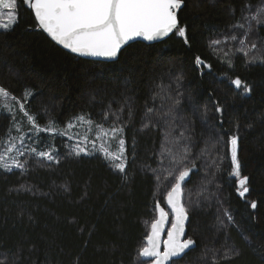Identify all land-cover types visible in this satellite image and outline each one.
<instances>
[{
	"label": "trees",
	"instance_id": "16d2710c",
	"mask_svg": "<svg viewBox=\"0 0 264 264\" xmlns=\"http://www.w3.org/2000/svg\"><path fill=\"white\" fill-rule=\"evenodd\" d=\"M259 1L184 0L179 19L187 43L175 33L154 44L134 42L118 60L106 62L61 48L38 27L33 10L17 0L18 21L9 31L0 29V86L23 102L29 90L25 109L42 127L51 119L64 129L83 113L108 128L112 117L103 113L109 106L112 111L123 107L127 164L121 173L100 152L76 155L70 139L56 135L47 142H56L57 161L26 154L23 169H0L2 264L144 261L137 254L158 216L156 204L167 208L166 193L174 183L156 180L169 167L161 160L162 145L171 146L164 140L166 124L146 115L148 108L161 107L159 97L152 99L158 86L181 101L176 122L189 129L185 135L196 163L184 186V202L190 214L187 237L197 246L175 264H264V26L254 31L259 58L223 50L232 41L225 38L235 34L231 26L243 23L244 5ZM237 77L251 92L230 84ZM217 102L222 113L215 110ZM171 103L163 101L165 107ZM149 119L153 123L144 127ZM12 122L0 111V148ZM237 131L241 175L249 178L244 197L229 175L228 141ZM206 144L212 150L197 159ZM213 160L221 162L219 169L210 167Z\"/></svg>",
	"mask_w": 264,
	"mask_h": 264
},
{
	"label": "snow or ice",
	"instance_id": "6c2138e0",
	"mask_svg": "<svg viewBox=\"0 0 264 264\" xmlns=\"http://www.w3.org/2000/svg\"><path fill=\"white\" fill-rule=\"evenodd\" d=\"M30 9L34 11V17L38 22V27L45 31L54 41L69 49L73 53L79 55H88L94 57H104L108 59L116 58L121 52L123 46L128 42L134 41L136 38H143L147 41L160 40L168 37L170 33L177 34L184 38L187 43L186 26L179 24L177 11L181 8L184 0H23ZM242 11L243 23L237 22L231 27L242 32V36L238 38L235 35L226 37L225 39L236 41L240 47L237 49L239 53L247 56L251 50H256L255 41L249 45L247 38L254 30V26H264V0L255 6L245 4ZM7 15V21L0 24V29L4 31L11 30L12 25L18 21L17 16V0H0V18ZM247 15H243V13ZM219 44L220 41H214ZM227 55V53H225ZM256 57H252L255 60ZM231 63V61H228ZM197 64L203 61L199 57L196 58ZM208 67H211L208 65ZM179 80V78H177ZM236 89L244 92H251V86L242 81L239 77L230 81ZM159 91L152 97L155 101L157 97L161 99V107L157 110L148 108L146 115L155 116L157 123L163 122L167 126L164 135L165 144L161 149V160L167 159L169 167L162 168L161 174L156 175V180L163 183L165 180L171 179L170 190L166 193V204L168 211L156 204L158 216L151 222L150 231L144 238V244L138 251V257L152 258L151 264H175V260L182 258L186 250L195 244L191 238L184 239L185 222L188 220V208L184 202V188L182 185L190 177V173L196 169L194 159H191V150L188 141L189 136L185 135L189 129L187 125L181 127L178 124L175 115L176 107L181 103L179 99L172 98L170 93L164 86H158ZM30 91L25 89V102L30 95ZM171 99L172 103L165 107L163 101ZM19 98L15 97L3 86H0V109L11 112L13 104L18 102ZM25 102H18L16 106L23 111L24 116L32 125L30 131L33 132H50L58 135H67L68 129H72L79 124L87 126L89 131L96 130L95 139L89 140L87 135L82 137V143H77L73 152L76 155L80 153H89L95 150L103 154L104 158L119 172L123 173L127 164L125 140L123 139L124 124L122 113L124 108L121 107L116 111H112L111 107L107 112L103 113L105 119L111 115L112 123L108 128L103 123H97L87 117L86 114H80L69 121L66 127L61 130L55 126L54 121L48 120L47 125L43 128L37 123L36 116L29 114L25 109ZM216 112L222 113L223 109L217 102ZM131 109L129 108L128 116L131 118ZM203 118H207V109L203 113ZM183 117H179L183 121ZM152 119L144 127L152 124ZM237 125V129H238ZM179 129V131H177ZM238 131L229 138L230 143V161L233 167L229 173L236 179L239 196L244 197L249 192L248 176L241 175V164L238 159ZM99 141V144H98ZM110 141H114L117 146L116 151H112ZM23 144V140H21ZM90 146V147H89ZM214 147V146H213ZM175 148V151H173ZM13 149L18 155H24L13 143L5 150L11 153ZM212 148L208 144L201 149L197 159L207 155ZM26 151L35 153L36 156L46 157L49 161L55 160L53 154L54 149L48 151H37L36 148L26 149ZM5 154H0V167L10 170L12 166L23 169L25 163L20 162L16 158L10 157L11 165L5 159ZM191 165V166H188ZM221 162L213 160L210 167L219 169ZM156 172V169H152ZM166 173V175H165ZM213 180L215 173H212ZM211 182V181H210ZM255 201L251 203L252 208H256ZM169 212L172 213L173 219L169 221ZM224 216L231 221L232 217L225 210ZM223 220L221 223L223 224ZM167 228L165 237V226ZM163 245V250L161 247ZM2 264V262H0ZM141 264H148L142 261Z\"/></svg>",
	"mask_w": 264,
	"mask_h": 264
},
{
	"label": "rangeland",
	"instance_id": "374dc122",
	"mask_svg": "<svg viewBox=\"0 0 264 264\" xmlns=\"http://www.w3.org/2000/svg\"><path fill=\"white\" fill-rule=\"evenodd\" d=\"M259 3H260V1L256 5H258ZM256 5L253 6V10H255ZM244 15H247V13ZM5 22H8L6 12H5L4 17L0 18V24H3ZM255 27L256 26H254V30L249 34V36L247 38V43L249 45H251V43L253 41H255V43L257 45L256 50H251L247 54L248 58L250 60H252L253 56L256 57V59L259 58V56H260V46L258 44V41H257L255 33H254ZM234 35L237 36L238 38H240L242 36V32L240 30L236 29ZM233 44H237L238 47L233 48L232 47ZM239 47H240V45L236 41H231L230 45H228V46L225 45L223 47V50L226 49V51H230L233 49H238ZM18 102H23V101H21L19 99ZM18 102H16V103H18ZM16 103L13 104V108H12L11 112L4 111L3 109H0V111H2V112L9 113L13 118V122H12V125L10 128V131H9L7 137L5 138L3 144L0 148V154H5V150L7 148H9L14 143L16 145V148H18L20 152L24 153V155L29 154V155H33L35 157H38L40 159H46V160H48L46 157L36 156L35 153L26 151V149L36 148L37 151H48L50 148L54 149L53 154L55 156V160H53V161H57L56 152L58 149H57V147H55L56 142L55 141L53 143L47 142L51 136L56 137V139H57V136H65V137L69 138L71 149H73L77 143H82V137L84 135H87L89 140L95 139V137H96V130L94 127H93L92 131H89L87 126H80L79 124H77V126L72 128V129H68L67 135H58L55 133L44 132V131H40V132L30 131L29 129L32 128V125L28 122L27 118L24 116L23 111L20 110L18 108V106H16ZM40 127L43 128L42 126H40ZM61 130H63V129H61ZM21 140H23V144H21ZM109 143L111 144L110 150L116 151L117 150L116 143L114 141H110ZM98 144H99V141H98ZM95 152H98V151L90 150V152L87 154L95 153ZM80 154H86V153H80ZM24 155H18L16 150L13 149V151L11 153L5 154V159L11 165L12 161H11L10 157L16 158L20 162H22ZM0 169H4V168L0 167ZM13 169H18V167L12 166L10 168V170H13ZM4 170H8V169H4Z\"/></svg>",
	"mask_w": 264,
	"mask_h": 264
},
{
	"label": "water",
	"instance_id": "95a60500",
	"mask_svg": "<svg viewBox=\"0 0 264 264\" xmlns=\"http://www.w3.org/2000/svg\"><path fill=\"white\" fill-rule=\"evenodd\" d=\"M184 5H185V2H183L181 8L177 11V16H178V20H179V24H180V25H181V23H180V19H179V11L184 7ZM33 12H34V11H33ZM43 32H45V31H43ZM174 33H175V32H174ZM174 33H170L168 37H170V36H171L172 34H174ZM45 34H46V35H47V36H48L53 42H55L57 45H59L61 48L65 49L66 51H68V52H70V53H72V54H74V55H76V56L82 57V58H86V59H90V60H97V61L113 62V61L118 60L119 55H120V53H121V52H120L116 58H112V59H108V58H104V57H94V56H88V55H79V54H77V53H73V52H71L69 49H66V48H64L62 45L58 44V43H57L56 41H54V40H53V39H52V38H51L46 32H45ZM168 37H164V38H161L160 40H155V41H147V40H144L143 38H136L134 41H130V42H128L127 45L123 46L122 49H121V51H122L126 46H128V45H130V44H132V43H134V42H139V41H140V42H144V43H146V44H154V43H157V42L163 41V40L167 39ZM191 176H192V172L190 173V177L187 178L186 182L182 185L183 188H184L185 184H187V183L190 181ZM159 205H160L161 207H164L166 211L169 210V209H168V206H167V208H166V207L163 206L161 203H159ZM157 212H158V211H157ZM171 214H172V213L169 212V221H171ZM189 220H190V214L188 213V220L185 222V235H184V237H183L184 239H188V237H187V232H188V231H187V226H188ZM169 226H170V225H166V226H165V237H164V238H166V232H167V228H168ZM192 240H193V239H192ZM194 241H195V240H194ZM196 246H197V242L195 241V244H194L193 246H191V248H190L189 250H186V253L183 254L182 258H183L186 254H188L189 252H191L194 248H196ZM161 250H163V245H162V247H161ZM182 258H180V259H182ZM142 259H143L144 261H151L152 258H144V257H142ZM177 260H179V259H177ZM149 264H151V262H150Z\"/></svg>",
	"mask_w": 264,
	"mask_h": 264
}]
</instances>
